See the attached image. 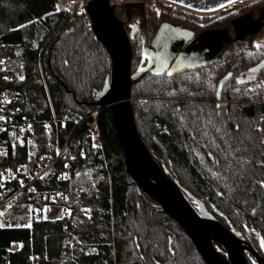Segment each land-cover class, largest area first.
<instances>
[{"label":"trees","instance_id":"trees-1","mask_svg":"<svg viewBox=\"0 0 264 264\" xmlns=\"http://www.w3.org/2000/svg\"><path fill=\"white\" fill-rule=\"evenodd\" d=\"M235 47L227 55L240 50L228 66L234 73L224 88L229 100L222 117L211 105L208 112L217 116L210 127L195 112L198 102L187 99L200 96L194 90L208 89L175 83L176 76L153 74L133 86L135 120L148 149L183 189L227 209L235 222L245 218L242 209L250 217L258 215L264 226V187L260 184L264 181V65L253 78L260 82L259 92L235 96L241 84L237 78L264 57V47L256 52ZM2 61L22 71L23 79L2 80ZM110 71L111 58L84 13L61 9L59 0H0V81L17 92L11 106H20L34 120L54 116L66 120L61 142L76 123L73 114L83 116L98 108L88 102L95 99V90L103 87ZM201 96L215 97L213 93ZM92 118L77 126L73 137ZM97 119L111 180L98 177V154L93 151L88 149L85 158L73 160L80 168L75 184L83 187L77 204L90 207V215L77 210L63 220L0 226V264H207L181 225L153 198L140 193L126 172L125 152L111 111L100 109ZM36 123L35 138L43 152L51 134L45 124ZM217 127L220 132L215 131ZM22 155L26 157L25 149ZM92 173L98 177L96 183ZM27 212L28 206H16L7 214ZM15 243L21 246L13 249Z\"/></svg>","mask_w":264,"mask_h":264},{"label":"water","instance_id":"water-1","mask_svg":"<svg viewBox=\"0 0 264 264\" xmlns=\"http://www.w3.org/2000/svg\"><path fill=\"white\" fill-rule=\"evenodd\" d=\"M199 12H213L238 1L233 0H167ZM142 2L125 3L123 15L116 13L112 0H89L87 13L95 37L104 46L111 58V71L101 89L95 90V99L89 101L92 107L108 108L114 119L119 139L125 152L126 172L143 191L153 198L160 209L177 221L195 243L207 264H248L244 255L243 239L235 235L211 214L204 203L191 201L192 194L183 189L179 181L171 176L167 167L154 157L144 143L135 120L132 88L147 75H162L166 70L173 75L176 71L200 67L217 62L225 56L236 40L252 41L264 29V5L257 17L251 13L233 19V35L228 28H212L200 33L192 42L188 41L194 32L170 21H163L155 37L150 41V33L143 11H134ZM140 16V27L129 31L128 22L132 12ZM141 31L145 38L142 44L143 64L132 71L134 58L133 39ZM144 62V61H143ZM264 64L260 65L261 68ZM228 80V79H227ZM223 85L219 86V96ZM221 81V82H222ZM214 242L221 243L227 251L225 256Z\"/></svg>","mask_w":264,"mask_h":264},{"label":"built area","instance_id":"built-area-1","mask_svg":"<svg viewBox=\"0 0 264 264\" xmlns=\"http://www.w3.org/2000/svg\"><path fill=\"white\" fill-rule=\"evenodd\" d=\"M88 1L59 0V3L69 13H84L90 23L86 11ZM1 71L4 72L2 80L6 82L24 77V73L13 68L8 61H2ZM16 99L17 92L0 81V217L16 206L33 204L38 207H60L61 212L55 215L54 220L71 218L77 210L88 214L85 206L77 204L83 187L75 184L80 168L79 164L75 166L73 160L78 156L85 158L88 149L93 151L98 154V177L111 180L110 161L97 119L101 108L76 117L74 127L61 142L60 131L65 128L66 120L56 116L50 120H34L20 106H11ZM91 116L93 118L87 128L73 137L76 127ZM37 121L45 124L47 133L51 134L43 152L39 151L35 138ZM22 149H25V158ZM94 251L98 253V248L95 247Z\"/></svg>","mask_w":264,"mask_h":264},{"label":"flooded vegetation","instance_id":"flooded-vegetation-1","mask_svg":"<svg viewBox=\"0 0 264 264\" xmlns=\"http://www.w3.org/2000/svg\"><path fill=\"white\" fill-rule=\"evenodd\" d=\"M127 2L129 3L142 2L141 5L135 6L133 10L134 11L141 10L145 14L146 24L148 26L150 33V41L155 37V34L161 23L163 21H170L186 26L187 28H189L194 32V35L188 41V44L192 42L200 33H202L207 29H212V28H221V29L228 28L234 35L235 32H234L233 19L245 13H251L254 17H257L260 11V7L264 5V0H250V1L246 0V2L245 0H238L226 7H223L222 9L213 12H199L178 5L176 3H172L167 0H126L123 1L122 4H118V3L116 4V13L120 17L123 15L124 4ZM164 5L167 7V9L165 8ZM231 6H235V8H230ZM134 11L129 14V16L131 17V20L127 24V28L129 31L132 29L133 25L135 26V28L140 27V23H138V18L140 15L137 12L135 13ZM263 33H264V29L262 30V33L258 37L262 36ZM258 37H256L252 41L236 40L232 43L231 47L233 45L236 47L242 46L243 48L249 47L248 50H250V52H254V51L256 52V50H259L260 48L264 47V41L261 44L255 41ZM144 38H145L144 34L141 31H138L133 39V41H136L137 43L141 41L140 58L139 59L137 58L136 60L135 58H133V63H132L133 72L137 71V69L142 65V63L146 64L148 61V59L147 58L144 59L142 55V44ZM257 45H260V47H257ZM239 51L240 50L234 49L231 56L227 57L228 55L227 53L225 56H223L221 60L208 65L182 69L180 71H176L173 75L168 74L169 71L173 70L170 69V70H166L162 74L164 76H176L175 83L177 82L180 85L183 82H188L190 86L193 85L192 87H196V88L203 87L208 89V90L206 89L207 92L194 90V92L198 93L196 95H200L199 97H197V99L195 98L198 101L197 110L195 112L203 115V117L205 118V124H207L206 126L210 127L212 123L209 124L208 122L209 121L212 122L213 118L217 116L215 112H211V111L208 112V110H211L213 108L211 105L214 106L213 100L217 101L216 107L218 104L221 105V107L218 108L221 111L219 113L220 114L219 116L221 117L224 116V99H223L224 88L231 79V77H234L233 75L234 73L232 74V71L231 69L228 68V66L232 61L235 60V58L237 57L236 53H239ZM134 57H135V53H134ZM257 58H260V56H258ZM262 64H264V57L261 60H259L256 64H254V66L249 67L247 73L243 76L253 75L255 71H250V70L257 68ZM229 73H231L232 75L226 81L225 86H223L221 97H218L216 93L219 89L220 83L225 77L228 76ZM148 76H154V75L149 74L147 75V77ZM241 77H238L237 79L244 81L243 78ZM244 82H255V80L251 78L250 80ZM242 84L245 83H241L240 85ZM212 93L216 96L215 99L213 97L201 96V95H212ZM177 98L186 99L182 97H177ZM206 103H210V104L207 106ZM198 116L199 115H196V117ZM191 194L193 196L191 198V201L195 206H199L196 200L202 201L205 207L207 208V210L211 214H213V216L218 221H220L225 227L231 230L235 235H238L241 239H243L242 243L247 245V247L244 248V255L246 257L248 264H264V226L261 224L258 215L253 214V216L250 217L247 214V211L240 209V212L243 213L245 218L241 217L240 221L235 222L234 220L229 218L227 214V209L221 210L213 203H210V201L206 202L203 198L198 197L196 194L194 193ZM207 198L209 199V197ZM214 245L218 249H220L225 256H227V251L222 246L221 243L214 242Z\"/></svg>","mask_w":264,"mask_h":264},{"label":"rangeland","instance_id":"rangeland-1","mask_svg":"<svg viewBox=\"0 0 264 264\" xmlns=\"http://www.w3.org/2000/svg\"><path fill=\"white\" fill-rule=\"evenodd\" d=\"M123 1H126V0H112V2L115 4H117V3L122 4ZM247 1H250V0H247ZM245 2H246V0H245ZM239 4H242V3H239ZM239 4H237V5H239ZM59 7L61 8L60 3H59ZM165 8L167 9L166 6H165ZM230 8H235V6H231ZM255 41L257 43L261 44L264 41V33L262 36L258 37ZM133 46H134V50H135V57L134 58L136 60L137 58L138 59L140 58L141 41H139L138 43L136 41H133ZM241 78H243L244 81H248V80H250V78H254V74L253 75H246V76H243ZM258 84H260V82L258 80H255V82H246L245 84L239 85V87L236 88L239 92L235 96H237L239 98L240 95H247L248 96V95H252L254 93L259 92V90H256L259 87ZM240 89H242L243 91H240ZM249 89H251L252 91H249ZM223 95H224V93H223ZM173 96H175V95H173ZM195 98L197 99V96H191V97H188L187 99L189 102H196L197 100ZM213 98L215 99L216 96ZM233 98H235V97H233ZM223 99H224V103H226L229 100L228 98H225V96H223ZM134 102H135V100H134ZM213 104L216 107L217 101L213 100ZM70 114L71 113H68V115H70ZM76 117H77L76 114L72 115V118H76ZM89 171H90V169H89ZM96 176L97 175H95L94 173L91 174V178L92 179L94 178V182L98 179V177H96ZM100 179H102V178H100ZM26 206H28V212L25 215H18V216L16 215V216L10 217V216H8L7 212L4 215H2L0 217V226H7V227L8 226H15V225H17V226H31L34 221L39 220V219H52V220H54L55 215L57 213L61 212V208L57 207V206H42V207L39 206L38 207L34 204L33 205H26ZM86 210L88 211V215H90L91 208L86 206ZM8 212H10V211L8 210ZM20 246H21L20 243H15L13 246V249H16L17 247H20Z\"/></svg>","mask_w":264,"mask_h":264},{"label":"snow or ice","instance_id":"snow-or-ice-1","mask_svg":"<svg viewBox=\"0 0 264 264\" xmlns=\"http://www.w3.org/2000/svg\"><path fill=\"white\" fill-rule=\"evenodd\" d=\"M174 2H175V0H174ZM233 2V0H228V3H232ZM221 7H224V5H221ZM257 47H260V45H257ZM65 63H67V62H65ZM257 69H251L250 71H256ZM169 75H171V73H169ZM232 74L231 73H229L228 74V76L227 77H225V80H227L230 76H231ZM21 79H23V77H20ZM251 79V78H250ZM238 83H244V81H242V80H238L237 81ZM221 85H223V81L221 82ZM249 91H252L251 89H249ZM217 96H219V91H217ZM219 107H221V105H217V108H219ZM0 119H2V117H0ZM209 124H211L212 122L211 121H209L208 122ZM237 129H239V125H237ZM215 131H217V132H220V129L217 127L216 129H215ZM204 135H207V131L205 130L204 131ZM229 148H230V146H229ZM237 151H239V149H237ZM209 155H211V153H209ZM260 184H261V186L262 187H264V181H261L260 182ZM253 211H255V210H253ZM137 247H139V245L137 244Z\"/></svg>","mask_w":264,"mask_h":264},{"label":"crops","instance_id":"crops-1","mask_svg":"<svg viewBox=\"0 0 264 264\" xmlns=\"http://www.w3.org/2000/svg\"><path fill=\"white\" fill-rule=\"evenodd\" d=\"M15 226H17V225H15ZM8 227H13V226H8ZM17 248H19V247H17Z\"/></svg>","mask_w":264,"mask_h":264},{"label":"bare ground","instance_id":"bare-ground-1","mask_svg":"<svg viewBox=\"0 0 264 264\" xmlns=\"http://www.w3.org/2000/svg\"><path fill=\"white\" fill-rule=\"evenodd\" d=\"M159 205V204H158Z\"/></svg>","mask_w":264,"mask_h":264}]
</instances>
